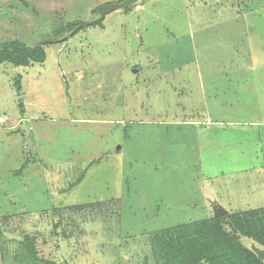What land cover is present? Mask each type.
<instances>
[{"label":"rangeland","instance_id":"obj_1","mask_svg":"<svg viewBox=\"0 0 264 264\" xmlns=\"http://www.w3.org/2000/svg\"><path fill=\"white\" fill-rule=\"evenodd\" d=\"M123 1L0 0V46L56 42L0 65V264H156L154 232L264 208V0L221 1L236 36L217 0L71 35Z\"/></svg>","mask_w":264,"mask_h":264},{"label":"trees","instance_id":"obj_2","mask_svg":"<svg viewBox=\"0 0 264 264\" xmlns=\"http://www.w3.org/2000/svg\"><path fill=\"white\" fill-rule=\"evenodd\" d=\"M53 43L29 47L20 41L5 42L0 46V65L43 64L47 57L44 47ZM243 239L264 248V208L163 229L151 235L150 243L156 264H264Z\"/></svg>","mask_w":264,"mask_h":264},{"label":"crops","instance_id":"obj_3","mask_svg":"<svg viewBox=\"0 0 264 264\" xmlns=\"http://www.w3.org/2000/svg\"><path fill=\"white\" fill-rule=\"evenodd\" d=\"M221 1H226V0H217L215 2V4H214L215 7H216V10H217V12H216L217 16H216V19L213 18L208 23L207 26L209 28H207V30L205 31V36H236L237 32L239 31L238 30L239 29V26H238L239 22L236 23L237 26L235 27V31L230 30L229 27H230V23L231 22L228 21L229 18L225 15L226 14V10L228 8H227V5L223 4ZM240 4H242V3H240ZM253 7H256V6H253ZM236 20H238V19H235L234 21H236ZM247 29H251V27L249 26V27H247ZM251 36H254V35H251Z\"/></svg>","mask_w":264,"mask_h":264},{"label":"water","instance_id":"obj_4","mask_svg":"<svg viewBox=\"0 0 264 264\" xmlns=\"http://www.w3.org/2000/svg\"><path fill=\"white\" fill-rule=\"evenodd\" d=\"M137 1L138 0H124L121 3L107 4V5L100 6L97 9L98 17L95 20H92L91 22L79 25L78 28H76V30L71 35H74L77 31H79L83 27H90V26H94L96 24L101 23L105 19V16L107 14L115 10L126 9L129 6L135 4ZM226 214L227 213L223 210H215V216H221V215H226ZM252 250L257 254L259 259L264 260V250H261L260 248H257V247H253Z\"/></svg>","mask_w":264,"mask_h":264}]
</instances>
